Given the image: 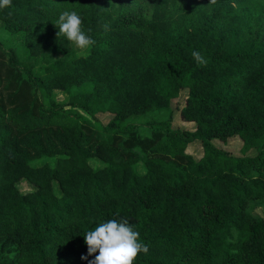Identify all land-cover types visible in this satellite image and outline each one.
<instances>
[{"label":"trees","instance_id":"trees-1","mask_svg":"<svg viewBox=\"0 0 264 264\" xmlns=\"http://www.w3.org/2000/svg\"><path fill=\"white\" fill-rule=\"evenodd\" d=\"M64 10L89 53L58 35ZM0 22V264H89L84 234L122 218L148 245L134 264H264V0H11ZM184 89L192 130L172 127ZM233 136L242 156L213 143Z\"/></svg>","mask_w":264,"mask_h":264},{"label":"clouds","instance_id":"clouds-1","mask_svg":"<svg viewBox=\"0 0 264 264\" xmlns=\"http://www.w3.org/2000/svg\"><path fill=\"white\" fill-rule=\"evenodd\" d=\"M214 2V0H212ZM11 0H0V9L9 6ZM54 24L68 41L74 42L78 48H87L94 44V39L82 28V17L76 10L62 11ZM197 63L204 59L197 51L192 52ZM89 255L98 254L89 264H134L138 253L148 251V245L139 238V233L127 219H110L97 224L94 229L84 234ZM87 259V256H82Z\"/></svg>","mask_w":264,"mask_h":264},{"label":"rangeland","instance_id":"rangeland-1","mask_svg":"<svg viewBox=\"0 0 264 264\" xmlns=\"http://www.w3.org/2000/svg\"><path fill=\"white\" fill-rule=\"evenodd\" d=\"M3 28V24L0 22V31ZM73 47L75 51L79 55H84L90 52L89 47L87 48H78L75 43L73 42ZM188 90L184 89L181 93V96L172 102V127L174 129H187V130H192L195 128V123L190 122V121H185L181 118L180 116V110L185 104V98L187 96ZM56 100L61 103H66L67 101V95L63 91H59V93L54 94ZM68 109V107H66ZM83 113V112H82ZM85 114V113H84ZM86 115V114H85ZM167 116L166 113H159L156 114L155 119L159 118H165ZM98 120L102 123H108L110 119L112 118V115L109 113H99L96 115ZM153 117H137V118H132L129 119V123L135 124L137 126V132L140 137L146 138V137H151L155 130L152 125V120L154 119ZM213 143L224 150L229 151L231 154L236 155V156H242V139L239 136H233L229 138L227 141H221V140H213ZM187 151L191 153L196 159H199L203 155V149L200 141H195L192 142L188 145ZM257 154V149L252 148L250 149L246 155L248 156H254ZM57 161L56 158H43L40 160H37L34 162L35 165H40L45 162H50L52 164H55ZM92 166L97 167L99 165H102L100 161L97 160H92L91 162ZM137 171L140 173L145 172V167L143 164H138L137 165ZM18 188L21 192L25 193L28 191H31L34 189V186L31 183H28L26 180H22L21 182L18 183ZM55 189L57 193H60V190L58 188V185H55ZM251 208L254 212V214L259 215V216H264V201H254L251 203Z\"/></svg>","mask_w":264,"mask_h":264}]
</instances>
